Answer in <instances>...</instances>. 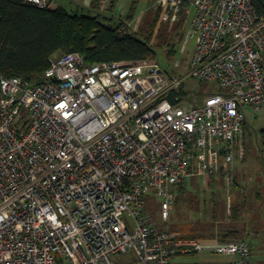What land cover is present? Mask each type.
I'll list each match as a JSON object with an SVG mask.
<instances>
[{"label": "built area", "instance_id": "1", "mask_svg": "<svg viewBox=\"0 0 264 264\" xmlns=\"http://www.w3.org/2000/svg\"><path fill=\"white\" fill-rule=\"evenodd\" d=\"M152 2L163 23L190 20L199 37L183 76L78 52L53 60L45 83L0 74V264H115L118 254L175 264L205 253L253 264L250 243L160 231L145 208L158 200L168 220L174 188L193 175L235 183L247 110L264 111V0ZM190 80L220 93L197 103Z\"/></svg>", "mask_w": 264, "mask_h": 264}, {"label": "rangeland", "instance_id": "2", "mask_svg": "<svg viewBox=\"0 0 264 264\" xmlns=\"http://www.w3.org/2000/svg\"><path fill=\"white\" fill-rule=\"evenodd\" d=\"M134 1L51 0V5L54 8L64 7L72 14L100 16L102 21L109 24L112 23L110 19H115L116 23L125 19ZM152 4V0H136L135 20L131 23L130 28L133 32L147 29L154 21L156 12L151 9ZM182 21L180 19L175 24H163L162 20L159 21L157 32L170 33V42L172 45H176L177 55L175 57L168 56L169 47L165 46L158 51L156 58L151 59L158 62L170 74L181 76L189 71V65L199 40L197 35L193 38L189 37L190 20L186 25L184 22L181 25ZM180 33L184 35L181 40L178 37ZM156 42L157 40L154 39V44ZM185 89L187 94L192 95L190 99L197 103H203L205 94L220 93L219 85L216 82L190 80L185 84ZM247 114L248 125L244 139L246 155L244 159L236 158L233 164L235 181L237 182L239 179L244 189H235V183L232 188H228L222 173L217 174L216 177L208 176L205 179L193 175L186 185L188 193L185 199L177 200L173 204L168 220L162 216L161 202L151 197L147 199L145 211L152 217L158 230L203 238H211L213 234L217 238L223 230H239L241 240H248L249 243H254V246L260 245V239L264 243V230L255 225L256 219L260 222L259 216H262V213L256 211V199H254L255 190H264V111L258 113V117L250 109L247 110ZM245 196L249 200V210L245 211L241 208L240 217H233L231 214L234 213V207ZM229 198L232 201L231 205H229ZM254 231L260 237L257 242H255V237L251 236L255 235ZM260 247L261 245L253 254L255 264L261 256ZM132 257V254H118L112 256V260L115 264H127V261L133 259ZM236 261V257L205 253L177 258L175 264H225Z\"/></svg>", "mask_w": 264, "mask_h": 264}, {"label": "trees", "instance_id": "3", "mask_svg": "<svg viewBox=\"0 0 264 264\" xmlns=\"http://www.w3.org/2000/svg\"><path fill=\"white\" fill-rule=\"evenodd\" d=\"M135 3L136 0L125 19L117 23L115 19H110L112 23L108 24L100 16L72 14L64 7L54 8L50 5L43 9L21 0H0V74L7 78H22L34 84L45 83V74L52 61L74 52L83 54L90 64L148 61L156 58L158 51L165 46L169 47L168 56L175 57L177 49L170 42V33L157 32L161 21L160 12H156L154 21L147 29L133 32L129 28L121 31L135 20ZM183 36V33L178 34L180 40ZM154 39L157 40L156 44ZM186 185L174 188V203L185 199L188 193ZM235 185L237 190L244 189L239 179ZM243 206V200L239 201L231 215L239 218ZM182 236L202 240L216 238L214 234L211 238ZM215 240L244 241L238 230L222 232ZM195 255L198 254L192 256Z\"/></svg>", "mask_w": 264, "mask_h": 264}, {"label": "crops", "instance_id": "4", "mask_svg": "<svg viewBox=\"0 0 264 264\" xmlns=\"http://www.w3.org/2000/svg\"><path fill=\"white\" fill-rule=\"evenodd\" d=\"M104 3H105V1H104ZM52 6V5H51ZM98 7V6H97ZM102 7V6H101ZM254 193H255V195H254V199H256V211H260L261 213H262V216L260 215L259 217L261 218V220H260V222H258V219H256L255 220V225L257 226L258 225V227H261V229L262 230H264V190H261V189H259V191H257V190H255L254 191ZM243 202H244V206H243V210H245V211H248L249 210V200H248V198H247V196H245V197H243ZM245 200V201H244ZM255 207V206H254ZM254 209V208H253ZM252 209V210H253ZM251 210V211H252ZM262 219H263V221H262ZM225 231H230V230H223L222 232H225ZM239 231V230H238ZM221 232V233H222ZM220 233V234H221ZM254 233H255V235H251L252 237H255L254 239H255V242H257V240L258 239H260V237L258 236V233L257 232H255L254 231ZM219 234V235H220ZM247 234V233H246ZM216 238H214L213 240H211V239H209V241H217V240H215ZM242 240H245V239H242ZM248 241V240H247ZM260 245H261V247H260V258L259 259H257V262H256V264H264V243H263V241L260 239ZM248 243H249V241H248ZM250 245H251V249H252V256H253V254H254V252H255V250H258V247L260 246V245H258V244H256L257 246H254V243H250ZM237 262V261H236ZM236 262H230V263H225V264H235ZM253 264H255V262H253Z\"/></svg>", "mask_w": 264, "mask_h": 264}]
</instances>
